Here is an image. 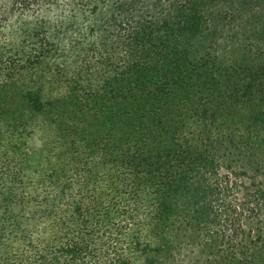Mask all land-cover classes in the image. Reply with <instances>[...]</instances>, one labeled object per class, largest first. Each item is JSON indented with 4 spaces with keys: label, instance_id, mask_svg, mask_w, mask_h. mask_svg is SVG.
Masks as SVG:
<instances>
[{
    "label": "trees",
    "instance_id": "1",
    "mask_svg": "<svg viewBox=\"0 0 264 264\" xmlns=\"http://www.w3.org/2000/svg\"><path fill=\"white\" fill-rule=\"evenodd\" d=\"M260 17L264 0H0V264H175L191 219L219 244L206 264H264L206 232L203 175L264 147ZM237 100L258 106L244 129Z\"/></svg>",
    "mask_w": 264,
    "mask_h": 264
},
{
    "label": "rangeland",
    "instance_id": "2",
    "mask_svg": "<svg viewBox=\"0 0 264 264\" xmlns=\"http://www.w3.org/2000/svg\"><path fill=\"white\" fill-rule=\"evenodd\" d=\"M260 18L257 20L259 29L262 28L261 26L264 27V17ZM205 54L217 56L218 59H223L225 64L234 62L233 60L229 63L231 54L218 44L208 46V51ZM226 92L231 94L230 96H238L236 87L228 89ZM233 104L235 120H241L243 122L241 128L244 129L243 125L249 121L258 106L249 107L242 100L234 101ZM45 117L48 118L46 115ZM229 120L228 115L221 119L225 123ZM200 131L194 136L200 135L201 138H204L205 134L201 128ZM190 138L192 137L190 136ZM249 151L245 150L241 154L235 153L232 156L229 152L222 150L218 169L210 168L203 172L204 183L213 188L205 198L209 209H207L206 215L210 220L207 223L206 232H214L217 238L225 241L226 245L233 250L247 244L251 251L261 250L264 252V147L251 150L255 155L249 154ZM247 158L254 161L253 168L246 165ZM157 185L158 180L156 179L149 189L151 190ZM183 222L176 225V231L181 235V251L175 254L174 263L206 264V255L202 253L201 249L213 248L216 250L219 245L217 240H214L216 243L213 246L206 248L204 246L206 233L195 234L193 219L189 223ZM131 264H145V262L142 258L136 257Z\"/></svg>",
    "mask_w": 264,
    "mask_h": 264
}]
</instances>
